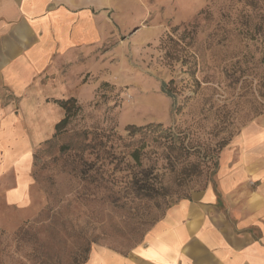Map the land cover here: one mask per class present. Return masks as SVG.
I'll return each instance as SVG.
<instances>
[{
	"label": "rangeland",
	"instance_id": "obj_1",
	"mask_svg": "<svg viewBox=\"0 0 264 264\" xmlns=\"http://www.w3.org/2000/svg\"><path fill=\"white\" fill-rule=\"evenodd\" d=\"M121 8L105 13L99 40L50 58L46 100H2L27 151L0 153V264L128 250L213 181L221 151L264 112V0ZM70 97L74 114L54 134Z\"/></svg>",
	"mask_w": 264,
	"mask_h": 264
},
{
	"label": "crops",
	"instance_id": "obj_2",
	"mask_svg": "<svg viewBox=\"0 0 264 264\" xmlns=\"http://www.w3.org/2000/svg\"><path fill=\"white\" fill-rule=\"evenodd\" d=\"M121 7L128 0H0V153L27 151L2 100H46L38 82L50 58L99 40L105 13ZM82 264H264V112L221 151L209 185L177 200L128 250L98 245Z\"/></svg>",
	"mask_w": 264,
	"mask_h": 264
},
{
	"label": "trees",
	"instance_id": "obj_3",
	"mask_svg": "<svg viewBox=\"0 0 264 264\" xmlns=\"http://www.w3.org/2000/svg\"><path fill=\"white\" fill-rule=\"evenodd\" d=\"M73 102H75V100L73 98H68V99H62V100H58V104L63 108L64 110V115L62 118H60L54 125V129H55V132L54 134L58 133L59 131H61L65 126L66 124L69 122L70 118L72 117V115L74 114V111L71 110V107L73 106ZM151 125L148 124L146 125V127H150ZM156 126H159V124H157ZM144 126H135L133 124H130V125H127L126 126V129H128V134H132L134 133L135 131L137 130H140V129H143ZM132 157L135 159V160H138L139 159V154H138V151L137 150H134L132 152ZM187 198V197H186ZM176 202V201H175ZM174 202V203H175ZM173 203V204H174ZM172 204V205H173ZM171 206V205H170ZM168 209V208H167ZM166 211V210H165ZM164 211V212H165ZM136 244V243H135ZM134 244V245H135Z\"/></svg>",
	"mask_w": 264,
	"mask_h": 264
}]
</instances>
